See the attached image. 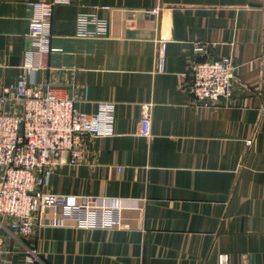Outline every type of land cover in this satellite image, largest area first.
Segmentation results:
<instances>
[{
	"label": "crops",
	"instance_id": "obj_1",
	"mask_svg": "<svg viewBox=\"0 0 264 264\" xmlns=\"http://www.w3.org/2000/svg\"><path fill=\"white\" fill-rule=\"evenodd\" d=\"M27 1L0 0V98L23 71ZM90 4L110 7L106 39L76 37ZM52 35L62 50L31 92L87 112L113 102L115 133L87 136L83 164L63 157L47 191L121 201L123 226H53L47 209L29 238L3 228L2 264H220V254L264 264V0H73L54 7ZM195 41L239 66L234 99L220 107L193 104ZM5 98L0 109L19 107ZM145 115L151 137L139 133Z\"/></svg>",
	"mask_w": 264,
	"mask_h": 264
},
{
	"label": "built area",
	"instance_id": "obj_2",
	"mask_svg": "<svg viewBox=\"0 0 264 264\" xmlns=\"http://www.w3.org/2000/svg\"><path fill=\"white\" fill-rule=\"evenodd\" d=\"M73 0H31L29 47L25 52L23 71L17 84L4 89L20 100L12 111L0 109V264L6 253L3 228L8 226L29 238L40 224L47 209L52 212L50 224L60 226L77 222L84 228L113 229L123 226L121 213L124 203L105 198L65 196L50 193L53 172L66 157L71 166H80L86 159L87 136H111L115 133V104L100 101L97 110H80L72 98L60 97L51 91L32 93L29 84L47 63L53 52L61 51L52 44L54 7ZM109 6L90 4L77 15L76 37L106 39L110 19L101 11ZM196 60L189 73L188 89L193 104L220 107L234 99L238 65L232 57H207V45L194 42ZM165 57L160 48L157 69L164 70ZM225 101V102H224ZM151 120L145 115L140 120L139 133L151 137ZM252 140L247 141L250 145ZM30 261L31 258H29ZM220 264H230L229 254L219 255Z\"/></svg>",
	"mask_w": 264,
	"mask_h": 264
}]
</instances>
